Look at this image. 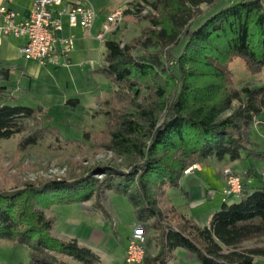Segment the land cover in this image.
<instances>
[{
	"label": "trees",
	"instance_id": "1",
	"mask_svg": "<svg viewBox=\"0 0 264 264\" xmlns=\"http://www.w3.org/2000/svg\"><path fill=\"white\" fill-rule=\"evenodd\" d=\"M122 14L145 27L125 42L104 41L99 70L112 95L104 127L83 139H63L42 106L11 105V68L0 67V142L18 136V151L47 141L80 154L94 137H107L104 147L120 161L95 163L88 176L0 190V239L27 246L25 264H64L57 255L96 263L98 254L77 239L55 237L44 211L93 199L106 216L102 197L111 191L127 198L150 235L141 264H170L179 247L201 264H260L264 247L242 246L264 236V184L248 185L247 173L237 200L223 202L205 225L161 200L181 188L189 165L235 161L247 148L249 127L264 111V84L235 86L228 64L240 58L251 72L264 69V0H135Z\"/></svg>",
	"mask_w": 264,
	"mask_h": 264
},
{
	"label": "rangeland",
	"instance_id": "2",
	"mask_svg": "<svg viewBox=\"0 0 264 264\" xmlns=\"http://www.w3.org/2000/svg\"><path fill=\"white\" fill-rule=\"evenodd\" d=\"M90 2L97 11L91 34L84 38L79 28L73 29L74 43L68 53L66 65L62 64L65 59L59 56L56 57L57 63L50 62L38 66L37 62L24 58L15 48L10 47L17 43V39L11 36L6 37L4 41L8 47H0V67L5 64L1 58H11L7 60L11 67L9 88L16 100L10 104L32 108L42 106L48 116V122L58 129L63 139H83L84 132L92 134L104 127L108 112L105 101L112 95L108 79L99 70L105 51L104 41L113 39L125 42L139 35L145 27V23L137 17L123 16L113 31L103 40H99L95 35L100 24L107 15L122 9L119 8L122 0ZM65 20L66 18H63V24ZM228 70L237 87L246 83L252 86L264 84V69L251 72L246 69L244 61L240 58L232 60L228 64ZM94 139L95 146H88L89 150L80 154L70 149L49 148L47 141L18 151V136L2 140L0 190L19 188L25 183H37L46 179H64L79 174L88 176L90 166L95 163H120L119 160L113 161L112 153L104 147L107 137ZM252 150L262 155L250 154ZM189 166L192 169L185 171ZM189 166L180 180L181 188L168 189L161 203L176 206L181 212L204 225L208 216L218 210L223 202L231 203L237 200L235 196L226 197L222 192L225 182L222 171L225 168H231L239 175L240 180L247 173L245 179L248 185L264 184V111L249 127L247 148L241 153L240 159L218 161L211 157L202 164ZM94 176L100 178L101 174ZM189 184H201L215 197L210 198L208 194L198 206L186 205L188 195L184 189L189 190ZM102 202L108 213L106 216L94 211L93 199L83 203H54L44 212L54 219L52 233L55 237H75L81 245L100 255L99 260L93 264H127L123 257L126 236L139 225L133 207L123 194L111 191L104 193ZM145 236L150 235L145 233ZM155 243L152 240L149 244L150 254L157 251ZM242 246L264 247V236L245 241ZM29 252L27 246L0 239V264H25L29 260ZM57 257L64 264H82L69 256ZM259 260L264 261V258ZM170 264L201 263L191 258L186 249L179 247L174 250Z\"/></svg>",
	"mask_w": 264,
	"mask_h": 264
},
{
	"label": "built area",
	"instance_id": "3",
	"mask_svg": "<svg viewBox=\"0 0 264 264\" xmlns=\"http://www.w3.org/2000/svg\"><path fill=\"white\" fill-rule=\"evenodd\" d=\"M2 17V35L23 38L20 47L21 56L35 60L38 65L56 62V52L68 62V53L73 45V37L62 34V19L65 17L69 27H80L89 35L95 19V11L91 6L84 5L80 0H33L28 18L17 20L16 14L4 7H0ZM123 17L122 9L109 14L102 24L100 31L95 35L103 40L117 26ZM66 62V63H65ZM189 166L185 171L189 172ZM225 178L223 194L228 196L238 195L241 191V180L231 168L222 171ZM145 251V231L142 225H137L129 236L124 252L127 264H141Z\"/></svg>",
	"mask_w": 264,
	"mask_h": 264
},
{
	"label": "crops",
	"instance_id": "4",
	"mask_svg": "<svg viewBox=\"0 0 264 264\" xmlns=\"http://www.w3.org/2000/svg\"><path fill=\"white\" fill-rule=\"evenodd\" d=\"M32 1L33 0H0V7L1 6H4V7L8 8V9L12 10L16 14V19L20 21V20H24V19L28 18L29 14H30V8H31ZM80 1H81L82 4L91 6L94 9V11H95V18H96L97 11L95 9V6H93L92 3L90 2V0H80ZM131 1H135V0H122V2H120L121 6H119V8H125L126 5L129 2H131ZM95 5H97V4L95 3ZM106 18L100 24L97 33L100 31L102 24L106 21ZM65 21H66L64 23L65 26H64L63 21H62V24H63L62 34L65 35V36H67V34H69L68 36H72L73 37V43H74V32H72L73 29L79 28L82 31V33H83V37L84 38H87V37L90 36L92 27L94 25V22H93V25H92V27L90 29L89 35H86V32L82 28H80L78 26H76V27H69L68 26V23H67V20H65ZM94 21H95V19H94ZM2 22H3L2 21V17L0 16V47H2V46L8 47L5 44L4 41H5L6 37H9V36L2 35V33H1ZM11 37H13V36H11ZM14 38L17 39V43H16L15 46L11 45L10 47L15 48L16 51L20 52L19 49L23 45L24 39L23 38H16V37H14ZM55 56L59 57L60 55H59V53L56 52V55ZM68 58H69V56H68ZM8 59H11V58H9V56L8 57L1 58V61L2 62L4 61V63H5L4 65H1V66L11 68L8 65V63H7V60ZM33 61H35V60H33ZM38 66H40V65H38ZM224 186H225V182H224ZM224 186H223V188H224ZM223 188H222V190H223ZM184 191H186L187 192V195H188V197L186 199L187 200L186 201V205H190L191 204L193 206H196V205L198 206L199 204H201L204 201V199H205L204 197H206L208 194L210 195V198H214L215 197V195H213L212 192L209 193L208 189L207 188H204L201 184H193V185H190L189 186V190L184 189ZM210 216H211V214H210ZM210 216H208L205 224L208 223V221L210 219ZM130 235L131 234H128L126 236V240H128V238H129ZM71 238H75V237H71ZM75 239H77V238H75ZM125 248L126 247H124V249H123L124 250L123 253L125 252ZM98 256L100 258V255L99 254H98ZM123 257H124V254H123ZM259 262H260V264H264V261L259 260Z\"/></svg>",
	"mask_w": 264,
	"mask_h": 264
}]
</instances>
